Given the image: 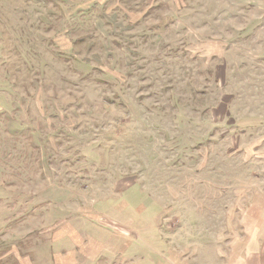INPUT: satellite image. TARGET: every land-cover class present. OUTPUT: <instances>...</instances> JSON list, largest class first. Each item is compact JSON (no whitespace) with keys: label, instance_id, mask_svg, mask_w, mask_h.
I'll return each mask as SVG.
<instances>
[{"label":"rangeland","instance_id":"rangeland-1","mask_svg":"<svg viewBox=\"0 0 264 264\" xmlns=\"http://www.w3.org/2000/svg\"><path fill=\"white\" fill-rule=\"evenodd\" d=\"M75 220L128 264L264 249V0H0V257Z\"/></svg>","mask_w":264,"mask_h":264},{"label":"crops","instance_id":"crops-1","mask_svg":"<svg viewBox=\"0 0 264 264\" xmlns=\"http://www.w3.org/2000/svg\"><path fill=\"white\" fill-rule=\"evenodd\" d=\"M90 226L99 229L95 230L97 235L85 230L80 221L61 222L58 232L52 237L50 229L46 233L48 237L44 234L39 239H28L22 244V249L17 247L0 257V264H128L132 261L133 255L128 251L130 242L123 241L122 238H102V229ZM89 233L96 237H90ZM252 240L264 246V238ZM263 250L261 246L247 252L245 257L240 255L234 264H264ZM147 261L143 262L141 259L139 264H145Z\"/></svg>","mask_w":264,"mask_h":264}]
</instances>
